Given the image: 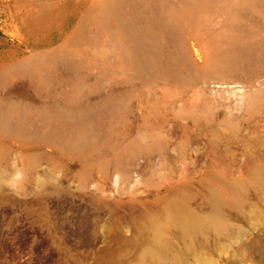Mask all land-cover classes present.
I'll list each match as a JSON object with an SVG mask.
<instances>
[{
	"label": "rangeland",
	"instance_id": "374dc122",
	"mask_svg": "<svg viewBox=\"0 0 264 264\" xmlns=\"http://www.w3.org/2000/svg\"><path fill=\"white\" fill-rule=\"evenodd\" d=\"M258 169L264 0H0V264H264Z\"/></svg>",
	"mask_w": 264,
	"mask_h": 264
},
{
	"label": "bare ground",
	"instance_id": "6f19581e",
	"mask_svg": "<svg viewBox=\"0 0 264 264\" xmlns=\"http://www.w3.org/2000/svg\"><path fill=\"white\" fill-rule=\"evenodd\" d=\"M111 8V7H109ZM257 175L259 177H263L264 176V169H258L257 170ZM189 219V220H188ZM186 219H177L174 216H170L169 218V222L174 223L176 222L177 224L179 223L180 226V235L190 241V242H194V238L196 237L197 231L205 226V225H211V226H215L213 223H216L217 221L214 219H205L204 221H201L199 219H195L194 216H191L189 218ZM167 238L163 235L162 230L159 231L158 236L156 238V243L161 246V247H166L167 246ZM147 253L151 254V256L155 259H159L160 258V253L156 252L154 249L152 248H148ZM172 258H177L176 254H171Z\"/></svg>",
	"mask_w": 264,
	"mask_h": 264
}]
</instances>
